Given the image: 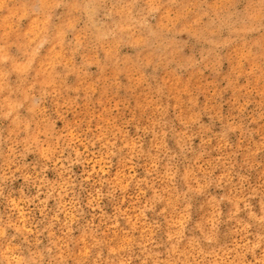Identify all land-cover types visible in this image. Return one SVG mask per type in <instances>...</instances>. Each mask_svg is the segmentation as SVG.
<instances>
[{"label": "rangeland", "instance_id": "obj_1", "mask_svg": "<svg viewBox=\"0 0 264 264\" xmlns=\"http://www.w3.org/2000/svg\"><path fill=\"white\" fill-rule=\"evenodd\" d=\"M0 264H264V0H0Z\"/></svg>", "mask_w": 264, "mask_h": 264}]
</instances>
